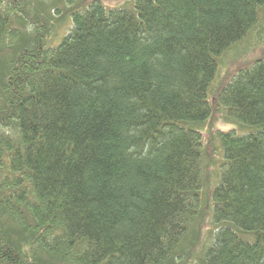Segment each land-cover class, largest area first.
I'll return each mask as SVG.
<instances>
[{
	"label": "trees",
	"instance_id": "16d2710c",
	"mask_svg": "<svg viewBox=\"0 0 264 264\" xmlns=\"http://www.w3.org/2000/svg\"><path fill=\"white\" fill-rule=\"evenodd\" d=\"M28 4L0 0V264H167L198 215L201 129L220 106L236 128L214 133L224 225L195 264H264V61L207 98L264 0H91L55 46L35 13L29 41L10 26Z\"/></svg>",
	"mask_w": 264,
	"mask_h": 264
},
{
	"label": "rangeland",
	"instance_id": "374dc122",
	"mask_svg": "<svg viewBox=\"0 0 264 264\" xmlns=\"http://www.w3.org/2000/svg\"><path fill=\"white\" fill-rule=\"evenodd\" d=\"M27 12L25 22H19L14 17L10 20V26L18 29L22 41L31 38L34 26L28 25L31 17L35 14L39 20L40 32L45 29L44 34L45 45L55 46L61 38L67 34L71 27V12L76 9H82L91 0H26ZM104 6L108 8H127L132 9L135 0H100ZM259 10L258 21L256 25L250 29L244 38L230 46L218 58V72L209 84L207 98L214 105L217 90L226 84L227 78L235 73L241 67L250 66L255 60L262 59L264 61V14ZM35 13V14H34ZM29 17V18H28ZM29 41V40H28ZM27 41V42H28ZM227 109L220 106L214 110L209 118L210 124L205 123L201 129L202 148L204 150V161L210 160L206 170L208 173V181L199 190V209L198 215L195 217L191 230L182 238L176 253L170 257L167 264H195L200 259L205 250L212 244V232L222 227L224 223L217 222L213 218L214 199L213 190L219 182L221 173V164L223 155L221 153L220 143L214 136L217 129L228 131L236 129L232 121L225 120L223 115ZM241 131H238V133ZM220 152V153H219ZM218 170V178L216 179L215 171ZM203 171V169H202ZM206 176V173L205 175ZM51 264H62V261L53 255H46Z\"/></svg>",
	"mask_w": 264,
	"mask_h": 264
},
{
	"label": "bare ground",
	"instance_id": "6f19581e",
	"mask_svg": "<svg viewBox=\"0 0 264 264\" xmlns=\"http://www.w3.org/2000/svg\"><path fill=\"white\" fill-rule=\"evenodd\" d=\"M31 255V254H30Z\"/></svg>",
	"mask_w": 264,
	"mask_h": 264
}]
</instances>
